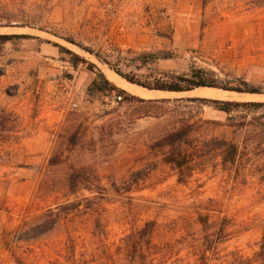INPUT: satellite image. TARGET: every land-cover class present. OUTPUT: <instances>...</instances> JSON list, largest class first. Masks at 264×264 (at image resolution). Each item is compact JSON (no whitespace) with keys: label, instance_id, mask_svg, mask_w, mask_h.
<instances>
[{"label":"rangeland","instance_id":"374dc122","mask_svg":"<svg viewBox=\"0 0 264 264\" xmlns=\"http://www.w3.org/2000/svg\"><path fill=\"white\" fill-rule=\"evenodd\" d=\"M0 35L33 37L0 45V109L15 119L0 132V264H263L264 108L204 100L264 103V0H0ZM70 54L144 102L90 89ZM94 54L142 82L200 68L234 91H148ZM184 126L179 183L156 142Z\"/></svg>","mask_w":264,"mask_h":264},{"label":"trees","instance_id":"16d2710c","mask_svg":"<svg viewBox=\"0 0 264 264\" xmlns=\"http://www.w3.org/2000/svg\"><path fill=\"white\" fill-rule=\"evenodd\" d=\"M21 27H25L24 25ZM13 39H33V37L28 35H0V45H3ZM70 42V41H69ZM71 43V42H70ZM63 49V48H60ZM73 58L72 65H78L79 63H84L87 65V69L95 74L96 78L90 86V89H95L98 92L110 91L115 94L116 97H119L121 102H130V101H138L144 102V100L139 99L135 96L130 95L126 91L121 88L115 86L110 81L106 79L103 73L92 63L87 62L83 59L78 58L77 56L70 54ZM94 57L102 64L107 65L108 68L113 71L117 76L125 80L130 84H134L136 86L143 87L150 91H159L166 93H185L191 92L195 89L200 88H214L216 90L221 89L223 91H234L227 90L226 88H222L216 85L215 82H211L207 76L208 72H205L203 69L191 68L188 74L182 75H174V74H162L158 79H154L151 81H140L126 74H122L117 66H112L107 60L101 58L99 54H94ZM158 59H166L165 56H161ZM98 81L101 83L99 84ZM237 93H246V94H259L260 92L255 89L240 91L236 90ZM199 100V99H198ZM167 100H163L165 102ZM201 101V100H199ZM207 103H210L215 106L219 111L224 113H230L234 109L240 107H252V108H264V103H256V102H229V101H218V100H204ZM150 102V101H149ZM12 115L6 112L3 109H0V132H12V127L9 125L15 123V119H12ZM188 126H184L177 131H173L171 133H167L161 138L157 140V145L160 149H166V152L162 154L161 162L170 165L175 170L178 171L179 178L178 182L182 183L185 181L187 174L184 172L188 171V165L190 162V154H187L183 147L188 145ZM74 136L71 137L70 142L74 144L73 141ZM5 142L0 141V144H4ZM219 149L222 150V159L223 163L232 165L236 160V147L232 143L228 142H219ZM52 163V162H51ZM55 163H52V165ZM147 175L145 171H139L132 173L129 177L128 184H137L140 180H142ZM82 175L80 173H72L69 177V181L71 183L82 180ZM70 193H75L76 189L70 187L68 189ZM52 213L49 212V215ZM55 224L54 221L49 222L48 220H44L41 224L37 225L35 228L37 229L36 235H41L53 228ZM151 225V224H150ZM152 227V226H151ZM151 230V229H150ZM138 260L140 259V264L146 263V256L144 254H140L136 257ZM135 258V259H136ZM264 264V260H263Z\"/></svg>","mask_w":264,"mask_h":264},{"label":"bare ground","instance_id":"6f19581e","mask_svg":"<svg viewBox=\"0 0 264 264\" xmlns=\"http://www.w3.org/2000/svg\"><path fill=\"white\" fill-rule=\"evenodd\" d=\"M114 79H115V77H114ZM121 82V81H120ZM124 84H126V83H124ZM128 86H129V84H128ZM128 86H126V87H128ZM125 88V87H124ZM134 88V87H133ZM129 89V88H128ZM137 89V87L135 88V90ZM130 90H132V89H130ZM139 90V89H138ZM145 92V91H144ZM212 92H217L216 91V89H215V91L214 90H212V89H207V88H205V89H202V93H203V95L202 96H204L205 97V94H210L211 95V93ZM145 93H147V92H145ZM150 93V92H149ZM139 94V93H138ZM199 94V93H198ZM220 94H222V93H219L217 96H218V98H219V95ZM225 94V93H224ZM223 94V95H224ZM141 95V94H140ZM145 95V94H144ZM207 96V95H206ZM217 96H216V94H215V97L217 98ZM208 97H210V96H208ZM207 97V98H208ZM214 98V96H211V98ZM220 99V98H219Z\"/></svg>","mask_w":264,"mask_h":264},{"label":"water","instance_id":"95a60500","mask_svg":"<svg viewBox=\"0 0 264 264\" xmlns=\"http://www.w3.org/2000/svg\"><path fill=\"white\" fill-rule=\"evenodd\" d=\"M115 74V73H114ZM141 88H143V87H141ZM143 89H145V88H143ZM145 90H147V89H145ZM148 91H150V90H148ZM226 92H231V91H226ZM249 95H254V94H249Z\"/></svg>","mask_w":264,"mask_h":264},{"label":"built area","instance_id":"2783aa9c","mask_svg":"<svg viewBox=\"0 0 264 264\" xmlns=\"http://www.w3.org/2000/svg\"><path fill=\"white\" fill-rule=\"evenodd\" d=\"M117 100H120V98L118 97Z\"/></svg>","mask_w":264,"mask_h":264}]
</instances>
